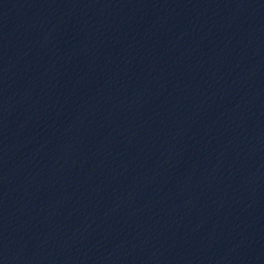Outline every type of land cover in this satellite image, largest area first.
<instances>
[{
  "label": "water",
  "instance_id": "1",
  "mask_svg": "<svg viewBox=\"0 0 264 264\" xmlns=\"http://www.w3.org/2000/svg\"><path fill=\"white\" fill-rule=\"evenodd\" d=\"M200 0H0V263L124 115Z\"/></svg>",
  "mask_w": 264,
  "mask_h": 264
}]
</instances>
